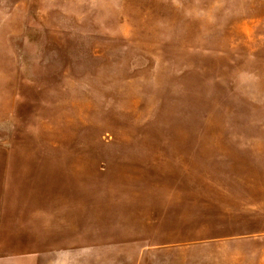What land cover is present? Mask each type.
Returning a JSON list of instances; mask_svg holds the SVG:
<instances>
[{
	"label": "rangeland",
	"instance_id": "374dc122",
	"mask_svg": "<svg viewBox=\"0 0 264 264\" xmlns=\"http://www.w3.org/2000/svg\"><path fill=\"white\" fill-rule=\"evenodd\" d=\"M0 264H264V0H0Z\"/></svg>",
	"mask_w": 264,
	"mask_h": 264
}]
</instances>
